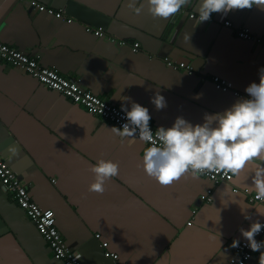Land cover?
Listing matches in <instances>:
<instances>
[{"label": "crops", "instance_id": "0c3cea01", "mask_svg": "<svg viewBox=\"0 0 264 264\" xmlns=\"http://www.w3.org/2000/svg\"><path fill=\"white\" fill-rule=\"evenodd\" d=\"M29 1L62 10L65 20L29 10ZM129 2L0 0V41L120 109L124 97L147 107L155 129L170 127L177 117L201 123L205 113L223 112L246 98L250 83H259L264 11L213 14L199 24L196 0L167 19L150 15L147 0H136L139 14ZM244 29L254 40L238 37ZM214 78L231 83L233 90H217ZM156 94L166 101L159 111L150 102ZM111 127L0 60V152L31 199L53 212L58 231L82 264H228L235 256L233 242L246 241L240 230L264 220L243 193L249 170L229 184L186 174L161 186L140 166L146 145L135 137L122 141ZM100 159L119 165L102 194L88 190L94 182L90 168ZM209 190L212 202L199 206ZM102 243L108 244L105 250ZM0 264H63L1 185Z\"/></svg>", "mask_w": 264, "mask_h": 264}, {"label": "clouds", "instance_id": "9594fccd", "mask_svg": "<svg viewBox=\"0 0 264 264\" xmlns=\"http://www.w3.org/2000/svg\"><path fill=\"white\" fill-rule=\"evenodd\" d=\"M189 2L147 0L149 14L161 19L175 15ZM128 6L134 14H139L142 7L136 6V0H130ZM254 8L264 11V0H196L195 12L200 24L209 21L213 14L227 16L233 11ZM258 77L259 83L252 82L245 88L246 98L237 100L223 112L205 113L203 121L197 124L177 117L170 127L160 126L155 131L150 127L149 109L124 97L120 110L126 122L111 127V131L122 141L135 137L142 144L151 145L145 148L140 166L161 186H170L186 174L195 178L204 173H223L239 178L248 169L247 187L259 202L252 208L257 215L264 216V67L258 70ZM150 102L158 111L166 107L165 98L159 94ZM8 151L15 154V148ZM90 171L94 182L88 190L102 194L106 182L119 174V165L100 159ZM240 231L250 251L259 253L258 264H264V240L256 239L264 231V223L257 220ZM238 245L239 241H234L232 246Z\"/></svg>", "mask_w": 264, "mask_h": 264}, {"label": "built area", "instance_id": "2783aa9c", "mask_svg": "<svg viewBox=\"0 0 264 264\" xmlns=\"http://www.w3.org/2000/svg\"><path fill=\"white\" fill-rule=\"evenodd\" d=\"M29 10L36 11L41 14H45L48 17H52L57 20H65V16L62 10H54L48 8L36 1L28 2ZM194 18V15H190ZM66 22L71 23L70 19H66ZM225 27L231 28L230 22L226 21L224 23ZM91 32V30H88ZM95 35L103 38L104 34L99 31H94ZM237 35L240 39L246 41L254 40V37L249 33L247 29L239 30ZM120 44L126 45L124 42ZM139 49V44L135 43L132 46V51L137 52ZM0 60L7 65L14 68H18L21 71H25L27 74L32 76L37 80L43 87L51 91L57 92L67 98L72 104L82 107L85 112L89 115V118L99 117L112 126L120 127L126 121L122 119L124 113L121 112L120 108L112 105L111 103L103 100L86 89L82 88L75 80L67 78L59 74L56 70L48 69L42 67L37 59L30 58L27 55L11 49L9 46L5 45L0 41ZM169 66L173 68L185 69L188 68L184 63L178 65H172L168 63ZM213 83L215 88L222 92L232 91L233 86L231 83L220 80L219 78H214ZM235 96H240L239 93L235 92ZM153 131L156 129L150 125ZM146 147L151 145L145 144ZM206 178L208 181L212 182L214 185H219L222 183H231L234 177L230 175H225L223 173H204L200 175ZM0 185L1 189L5 194L11 195L14 201L17 203L18 207L24 212L27 218L33 223L39 235L46 242L50 248L53 257L57 260L63 262V264H82L76 251L67 245L56 227L55 216L51 210L41 209L30 197L28 190L21 180V178L9 167L5 157L0 152ZM235 193L238 190H234ZM250 203H259L255 201V194L249 193L248 190L243 191ZM212 191L209 190L204 196L199 198L198 205L204 203H211ZM196 211H193L195 214ZM264 223V220L261 221ZM190 225V224H189ZM99 238V236H96ZM256 239L258 241L264 240V231H262ZM247 241L239 243L236 247L235 256L228 262V264H248L254 261L258 264L259 253H252L250 249L246 246ZM101 247L105 250L108 247L107 243H102ZM105 257L116 261L118 256L109 252H105Z\"/></svg>", "mask_w": 264, "mask_h": 264}]
</instances>
